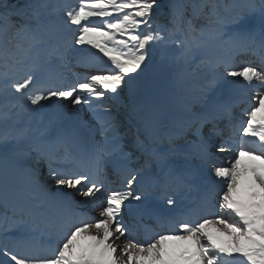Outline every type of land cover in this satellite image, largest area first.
<instances>
[{
  "label": "snow or ice",
  "instance_id": "6c2138e0",
  "mask_svg": "<svg viewBox=\"0 0 264 264\" xmlns=\"http://www.w3.org/2000/svg\"><path fill=\"white\" fill-rule=\"evenodd\" d=\"M84 45L102 55L80 56ZM157 47L183 61L181 81L198 77L179 116L140 83ZM214 47L223 55L208 58ZM69 51L95 71L70 79ZM241 55L259 64L238 66ZM53 101L45 119L40 110ZM68 106H86L92 120ZM0 108V148L28 162L31 187L73 208L79 194L98 211L56 224L15 206L9 215L5 200L0 264H264V0H0ZM214 150L234 153L230 166L212 164ZM197 180L203 195L189 200ZM153 198L173 214L146 209ZM145 215L155 227L141 241Z\"/></svg>",
  "mask_w": 264,
  "mask_h": 264
},
{
  "label": "rangeland",
  "instance_id": "374dc122",
  "mask_svg": "<svg viewBox=\"0 0 264 264\" xmlns=\"http://www.w3.org/2000/svg\"><path fill=\"white\" fill-rule=\"evenodd\" d=\"M64 2L65 3L63 4L72 5V6H75L76 4V0H66ZM76 47L90 51L89 53L83 54V57H87L91 53L99 54L98 50L90 49L91 46L89 45L76 46ZM213 49L214 48H212L211 50ZM216 51L218 52L219 49H217ZM99 55H102V54H99ZM204 55H205L204 53H198L196 56V63H199V60L202 59ZM72 56L73 55H71V52L69 51V54L67 57L68 67L67 69L64 70L65 75H67L70 79L76 78L73 75V73H75L76 75L80 77H83L95 71L94 68L89 67L86 64H76L75 60L71 58ZM175 56H176V53L171 48L164 49L161 47H157L153 51L152 60L161 62V64H163L168 70L171 71V75L165 81L160 82V83H155L152 81L150 82L148 80L150 86L146 85L144 88L146 90H154L155 95L163 102L166 110L169 112L170 115L179 116L184 111V103H185V97L182 95L183 93L181 92L183 91L184 88L190 85L189 84L190 80H193L195 82V80L198 79V77H187L183 81L180 80L178 82L179 83L178 85L176 82L177 80L180 79V73L184 70V64H183V61L176 60ZM207 56H208V53H207ZM84 68H86L87 70H83ZM200 75H202V73ZM143 79L144 78H140L141 84L142 82H144L142 81ZM228 79L232 80L233 78L229 77ZM232 86L238 88L237 83H233ZM11 99L12 98H9V100ZM121 99L125 104L128 103L127 89H125V91L121 94ZM66 103L67 102H65V104ZM40 111H42L45 114V119H48L49 117L53 116L57 111L56 102L53 101L52 105L46 104L45 107L41 109ZM66 111L68 112L69 115L78 113L84 120H88V121L92 120L91 113L89 112L86 106H77V107L68 106L66 108ZM38 114L39 113L31 114V119L34 121L36 115ZM15 119L16 117L13 116L12 120H15ZM244 119H246V117H244ZM20 121H21L20 126H24L25 124H28L29 114L22 113L20 117ZM11 123L12 121L10 120L9 124ZM231 154H234V153H230V155ZM214 155L216 159L213 160L211 163L216 164V165L221 163V165L223 166H230V161L234 157V155H232V157L227 158L225 154L217 153L215 152V150H214ZM221 158H224V159L226 158V160L223 161L224 160L223 159L221 161L220 160ZM26 163L28 162L12 159L6 149L0 148V214H3V212L5 211L4 204L6 200L9 205V213H8L9 215H11V208L13 206H17L18 204H20L21 206L20 209L24 211L42 213L43 215L47 217L50 214V211L55 210V208L57 207L54 204V202L48 201L42 194L38 193V196H35L36 199L47 202V205H46L47 207H44V205H41L40 207L38 203L36 202L34 203L32 201L28 202L27 199H25L21 195V193L24 195H31L33 192H36L29 184L28 179L23 172V168L26 165ZM205 165H207L208 169L204 168ZM210 168H211V164H208V163L200 165L201 176L203 177L205 174H208L210 171ZM41 173L46 178L45 182L49 190L54 192L55 189L52 187L53 182L50 178L47 177V165L46 164H43L41 166ZM115 187L119 189L120 184H116ZM217 187H221V185L217 183ZM25 188L29 189V191L24 192ZM187 196L189 200H192L195 197L193 194H190V193H187ZM75 197H77V199H73V200H77L78 204L83 205L80 202H82L85 198L81 197L79 194H76ZM90 213H91V216L92 215L98 216V211L92 210ZM121 239L123 240L124 238H121Z\"/></svg>",
  "mask_w": 264,
  "mask_h": 264
},
{
  "label": "water",
  "instance_id": "95a60500",
  "mask_svg": "<svg viewBox=\"0 0 264 264\" xmlns=\"http://www.w3.org/2000/svg\"><path fill=\"white\" fill-rule=\"evenodd\" d=\"M171 75V71L168 70L161 62L152 61L150 64V70L148 79L155 83L165 81Z\"/></svg>",
  "mask_w": 264,
  "mask_h": 264
},
{
  "label": "trees",
  "instance_id": "16d2710c",
  "mask_svg": "<svg viewBox=\"0 0 264 264\" xmlns=\"http://www.w3.org/2000/svg\"><path fill=\"white\" fill-rule=\"evenodd\" d=\"M64 1H66V0H55V2L60 3V4L65 3ZM165 1H166V0H160V2H161L162 4L166 3ZM65 32H67V30H66V29H62L60 33H61V34H64ZM217 49H219L218 52L216 51ZM221 51H222V50H221L220 47H214L213 50H209L207 53L209 54V57H211L212 55H213V56L218 55ZM217 57H219V56H217ZM151 60H152V59H151ZM149 68H150V62H149V67L147 68V70H145V71L143 72L142 76L140 77V78H144L142 81H146L145 78L148 76ZM20 74L22 75V73H20ZM185 78H187V76H186ZM180 80H181V79L177 80V82H176L178 85H179L178 82H179ZM142 81H141V82H142ZM193 82H194L193 80H190L189 84H191V83H193ZM183 90H184V89H183ZM181 93H183L182 95L185 97L184 91H182ZM9 98H11V97H9ZM9 98H8V99H9ZM2 110H3V109H0V111H2ZM4 131H6V128H5L4 126L0 125V134H2Z\"/></svg>",
  "mask_w": 264,
  "mask_h": 264
},
{
  "label": "bare ground",
  "instance_id": "6f19581e",
  "mask_svg": "<svg viewBox=\"0 0 264 264\" xmlns=\"http://www.w3.org/2000/svg\"><path fill=\"white\" fill-rule=\"evenodd\" d=\"M195 184H196V187H194V189H195L194 192H195V195H196V193L200 190L199 185H201V183H200V182H197V183H195ZM197 195H198V194H197ZM75 196H76V195H74V196L72 197V199H76L77 197H75ZM186 203H188V201H186L185 203H183V205L186 204ZM164 204L166 205V202H165V201H164ZM164 204H163V205H164ZM165 205H164V206H165ZM89 206H90V205H89ZM166 206H167V205H166ZM91 208H92V207L90 206L89 209H91ZM122 238H123V237H122Z\"/></svg>",
  "mask_w": 264,
  "mask_h": 264
}]
</instances>
